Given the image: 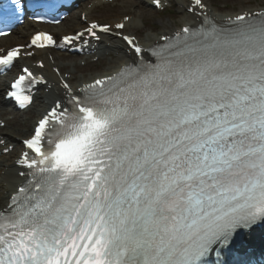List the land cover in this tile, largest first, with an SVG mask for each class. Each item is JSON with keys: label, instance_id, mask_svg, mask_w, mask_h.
<instances>
[{"label": "snow or ice", "instance_id": "6c2138e0", "mask_svg": "<svg viewBox=\"0 0 264 264\" xmlns=\"http://www.w3.org/2000/svg\"><path fill=\"white\" fill-rule=\"evenodd\" d=\"M196 15L198 26L149 49L154 62L124 36L138 60L79 96L63 85L67 105L23 141L27 180L0 210V264H212L213 253L214 264H244L220 249L244 254L264 228V12L237 15L231 29ZM109 30L93 22L64 44ZM22 71L8 95L23 108L40 81Z\"/></svg>", "mask_w": 264, "mask_h": 264}, {"label": "bare ground", "instance_id": "6f19581e", "mask_svg": "<svg viewBox=\"0 0 264 264\" xmlns=\"http://www.w3.org/2000/svg\"><path fill=\"white\" fill-rule=\"evenodd\" d=\"M170 1V0H169ZM142 4H144L143 1L140 0V2L135 1V0H123L121 2V5L119 6V13L123 12L125 10H131L133 7L138 8V12H135L138 15V18L142 17L143 11H145L144 8H142ZM181 3L179 0L178 8L180 11L181 10ZM244 10V9H243ZM258 9H251V10H245V11H256ZM245 11H241L245 12ZM112 12V11H111ZM238 13V15L240 14ZM81 14V12L79 13ZM216 17H229V16H237L233 14H226V15H217L214 13ZM78 12H73L68 18L65 19V21L60 24L61 28L54 27V31L59 34H68L72 33L74 30H79L83 29L81 25V21L78 20ZM93 17V16H91ZM94 18V17H93ZM110 20H116L117 15L112 14L108 17ZM93 20H96L95 18ZM134 22V20H132ZM192 21V16L187 15L186 20L184 21L185 24H189ZM131 23L127 25L128 28H130ZM167 29L163 31L161 36L166 35ZM160 36V37H161ZM159 37V36H158ZM19 42L15 38H8V39H2L0 40V47H11L13 45H16ZM111 49H108L105 47V44L102 45V50L103 52L100 54V56L111 52V53H117L120 55L119 62H117V65L109 72V73H102V74H93V75H82L80 77H76V75L73 74V79L76 80L75 83H73V88L77 89L84 83H89L93 81L96 78L99 77H104L106 75H111L113 72L119 70L123 65L126 63L132 62L133 59L129 58L128 55L125 52V47L122 45L121 42H111ZM56 58V63L57 66L60 68H64L67 70H73L76 68V62L70 60L69 68L65 66V64L62 65L63 58L62 56L59 55H54ZM47 72L49 70L47 69ZM64 75V74H63ZM13 79L11 76H8L6 78H0V97L2 98L4 94L6 93V89L9 86V83ZM59 92V94H58ZM62 91L59 90V88H55L50 94H45V93H40L36 97V101L32 107L31 110H29L28 113L29 115L20 118L21 116L17 117L14 116V122L12 124H9V127L5 130L0 131L6 138L9 140L10 145H14L15 149L13 153L9 154L7 157L2 155L0 159V210H3L6 206L7 203L9 202V197L16 191L18 185L20 182H22V179L19 178V169L15 166V161L12 160V158H17L21 151H23L22 146L19 142V139H26L32 130V121L34 119L37 120L40 115L44 114L49 106L46 105V101L54 103L57 99L63 98ZM8 113V110L6 108L2 109V114L5 117ZM25 113V114H26ZM26 118H30L29 120H26ZM25 122V124H24ZM25 125V127H23ZM5 172L4 176L3 173Z\"/></svg>", "mask_w": 264, "mask_h": 264}, {"label": "rangeland", "instance_id": "374dc122", "mask_svg": "<svg viewBox=\"0 0 264 264\" xmlns=\"http://www.w3.org/2000/svg\"><path fill=\"white\" fill-rule=\"evenodd\" d=\"M217 1L219 2V3L217 2V5H218V4L222 5V4H226V3H229V5H230V8L228 9V12H225V11H223V10H221V9H219V10L216 11L217 13H220V14H223V13H228V14H230V13H236L237 11H239V10H241V9H243V8H253V7H257V6H259L258 4H256V1H258V0H217ZM259 3L262 4L260 1H259ZM252 4H253L254 6H252ZM250 6H251V7H250ZM223 7H224V6H221L220 8H223ZM126 14H128L127 11L121 13L120 16H122V15H126ZM162 17H163L162 15L153 12V13H151L150 15L148 14V16H147L145 19H146L148 22H149V21H152L153 24H156L157 21H164V20H161V19H163ZM180 19H183V17L180 16V17L176 20V25H177V26H175V27H179V25L181 24L180 21H179ZM175 27H173V28H175ZM161 28H162V26H161ZM113 63H115V62L112 60V61H111V65H112ZM101 65H102V64H100V67L97 68L98 71H96V72H98V73H99V72H103L107 67H111L110 65H109V66L106 65V66H103V67L101 68ZM88 71H89L88 74L93 73V70H92V69H90V70H85L83 73L88 72Z\"/></svg>", "mask_w": 264, "mask_h": 264}]
</instances>
